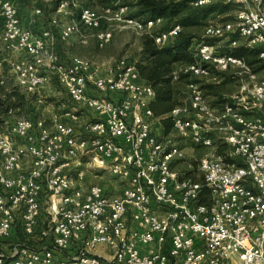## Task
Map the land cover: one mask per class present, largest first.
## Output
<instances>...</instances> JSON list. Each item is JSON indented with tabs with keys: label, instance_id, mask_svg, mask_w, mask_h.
I'll use <instances>...</instances> for the list:
<instances>
[{
	"label": "built area",
	"instance_id": "built-area-1",
	"mask_svg": "<svg viewBox=\"0 0 264 264\" xmlns=\"http://www.w3.org/2000/svg\"><path fill=\"white\" fill-rule=\"evenodd\" d=\"M17 2L0 0V82L4 50L17 56L8 64L19 86L42 102L54 74L77 108L49 120L7 113L0 130V264H264V106L259 117L247 115L251 105L264 104V79L251 83L252 66L217 43L226 40L234 49L245 39L259 48L264 67L263 0L254 6L249 0L195 1L239 10L233 21L207 25L193 45L194 61L172 72L174 80L187 78L189 98L172 110L169 134L150 108L153 86L134 63L121 59L103 73L81 56L62 60L55 46L58 37L66 41L76 33L87 43L94 32L105 48L113 34L102 27L104 18L154 36L161 46L180 26L157 33L163 18H133L128 6L102 15L73 0L55 15L80 8L78 22L60 25L55 16L58 36L53 29L36 33L22 25ZM232 70L239 92L232 102L212 103L205 84ZM82 108L93 116L79 128ZM174 134L206 150L200 159L193 154L200 179L194 166L175 170L188 158ZM74 162L76 182L69 170ZM84 165L108 169L121 191L87 185ZM204 189L209 204L201 202ZM100 248L109 249L107 257Z\"/></svg>",
	"mask_w": 264,
	"mask_h": 264
},
{
	"label": "trees",
	"instance_id": "trees-1",
	"mask_svg": "<svg viewBox=\"0 0 264 264\" xmlns=\"http://www.w3.org/2000/svg\"><path fill=\"white\" fill-rule=\"evenodd\" d=\"M65 1L72 3L73 0L55 1L54 12ZM195 1L197 0H136L132 4L135 11L130 16L133 18L140 20L164 19V23L159 26L157 33L166 32L177 25L181 28L178 36L172 42L163 46L156 43L154 36L142 35L141 52L134 62L141 79L153 86L155 96L150 103V108L155 117L160 119L164 132L167 134L173 131L174 126V118H172L171 112L177 105L184 102L182 88L187 87L188 82L186 77L174 80L172 72L177 66L194 61L192 48L195 42L202 40V36L199 35L201 28L211 24V21L217 16L227 14L232 6L224 2H216L207 6H195ZM77 13H74V18L79 19L80 8L77 9ZM208 42L213 44L217 40L212 39ZM231 53L236 57L243 58L251 66L260 62V51L257 48L236 47ZM7 87L5 83L0 82L1 128L9 110L13 109L18 112L17 115L23 116L20 114H25L28 106V99L24 93L17 88L7 89ZM218 87L213 83L205 84L206 94L208 95L210 92L213 94V103L232 102V100L223 99L218 94L220 90ZM225 149L226 147H221L219 153H223ZM196 169L197 166H195L194 171ZM201 202L205 204L211 202L208 189L203 190Z\"/></svg>",
	"mask_w": 264,
	"mask_h": 264
},
{
	"label": "rangeland",
	"instance_id": "rangeland-1",
	"mask_svg": "<svg viewBox=\"0 0 264 264\" xmlns=\"http://www.w3.org/2000/svg\"><path fill=\"white\" fill-rule=\"evenodd\" d=\"M32 8L31 11H34L35 14L32 16L43 18L46 22H50L52 20V17L57 16L58 20L60 21V25L65 24L68 22V17L71 16V14H67L66 10H63L59 14H54V6L55 1L58 0H32ZM77 1V0H76ZM136 0H78L79 7H90L98 12H100L102 15H105L106 8H117L120 6H128V9L126 10L127 15H131L134 13L135 8L133 7V3ZM40 9L41 12L37 13L36 10ZM79 9V8H78ZM68 10V9H67ZM239 10L237 5H232L230 11L222 16H217L214 18L211 23H220L226 22V21H233L234 17ZM75 13H77V8L74 9ZM24 13V12H23ZM78 14V13H77ZM20 16V15H19ZM43 16V17H42ZM78 18H75V21L78 22ZM52 26V25H51ZM103 28L110 29L112 31L113 37L111 42H109L105 48H100L98 46V42L95 37L92 36V34L89 32V38L87 43H83L81 41L80 34H76L77 37L71 38L66 41H60L59 45L60 47H63L64 50L68 44V46H72V43H74V50L77 56H81L83 58H86L90 60L94 65L99 66L101 71H105L107 68L116 67V64L121 61V59H126L132 63H134L141 52V35L135 32V30L131 27L124 28L123 24H120L118 22L110 21L108 18L103 19ZM206 26H203L201 30L199 31V35L203 36L204 29ZM40 33V32H36ZM88 35V32H85ZM84 33V34H85ZM75 40V41H73ZM198 42H195V45ZM3 57L7 60L5 62V67L3 70V79L5 80V84L7 89L10 88H17L22 93H24L27 96L28 99V106L25 110V114H20L23 116H30V117H36V118H45L48 119L51 116L54 115L62 116L65 115L68 110H72L74 108H77V105L71 100L69 97L67 91L65 90L64 86L60 84V82L57 80L56 76L52 74V80L53 82L47 84V86L43 87L42 89V95L43 99L42 102L39 101L38 96L33 93V91L27 90L25 88H22L19 86L18 81L15 77V75L12 72V69L10 65L8 64L9 60L16 59L17 56H13L12 54L1 50ZM65 52L61 53L63 58L68 59L73 54ZM6 89V90H7ZM238 84L234 82H230L225 87L224 92H232L238 91ZM211 98H214L212 93L210 92L208 94ZM189 98V90L187 87L182 88V99L183 101L187 100ZM264 104H253L251 105V109L254 110V112H251L250 117H259L261 115V110L263 109ZM80 113L83 116V121L79 123V128H81L84 124V122H87L92 119V114L85 110L84 108L79 110ZM6 118V116H5ZM77 127V124H76ZM1 128V127H0ZM2 129V128H1ZM174 138H176L177 141L186 149L187 153V160L176 164L174 167L177 172H188L189 169H191L190 166H197L196 160L193 158V154L196 155L197 159H200L199 157L202 156L206 150L199 149V150H192V142L189 138L180 137L177 134L173 135ZM226 150V149H225ZM83 169L86 171V184H99L103 186L108 192L112 193H119L121 190V182L116 179L114 176L111 175L110 171L105 168H96V167H90L88 165L82 166ZM77 169V162H74L72 167L69 169L72 176L73 181H77L75 178L74 171ZM195 176L197 179H200L198 171H195ZM0 245H3L0 242Z\"/></svg>",
	"mask_w": 264,
	"mask_h": 264
},
{
	"label": "crops",
	"instance_id": "crops-1",
	"mask_svg": "<svg viewBox=\"0 0 264 264\" xmlns=\"http://www.w3.org/2000/svg\"><path fill=\"white\" fill-rule=\"evenodd\" d=\"M249 2L252 4V6L256 5L255 4L256 3V0H249ZM32 3H33L32 0H18V2H17L18 9H19V12H20L19 15H20V19H21L22 25L24 27L31 28L32 30H35V32H40V33H42L43 31H45L47 29H53V30H55V33L58 36L59 30H58V28H55V27H52L51 26L52 25V21L46 22L43 18H39V15H38V17L32 16L33 13L35 14V12L34 11H31V9H30V8H32V6H31ZM262 8L264 10V0H263V3H262ZM74 9L73 8L72 9H69V12L67 14L70 13L71 16L68 17V22H66L65 24L76 22L75 21V18H74V13H75ZM36 12H37V10H36ZM54 14H55V12H54ZM53 18L54 17H52V19ZM234 19H235V17H234ZM216 23H218V22H216ZM76 34H74L71 38L77 37ZM60 41H63V40H61L58 37V40H57V43H56V46H55V49H56V51H57V53L59 54L60 57L62 56L61 53L65 52L66 50L68 51L67 53L73 54L71 56V58L73 56H77L76 54L74 55V53H75V50H74L75 48L73 47L74 46V43H72V46H68V44H67V46H66V48L64 50V48L63 47H60V45H59ZM73 41H75V40H73ZM172 41H168L167 44L170 43V42H172ZM217 43L219 45V49H220L221 52H225V51H228V50H231V51L233 50V49H228V45L230 44V42H228L226 40L218 41ZM223 45H225V47H223ZM242 46L248 47L247 46V41L245 39H243V38L239 40V46L238 47H242ZM257 49H259V48H257ZM71 58L69 57L68 59H65V58L61 57V59L62 60H65V61L71 60ZM109 68H107V69L104 68L105 71H103V73H108ZM252 68H253V71H254V73L256 75V78H255V80L253 82L249 78H248V80H250L251 83L263 81V79H264V67H263L261 61L259 63L255 64V65H253ZM257 68H260V69L257 70ZM233 71L234 70L229 71V72H221L219 74V77H220L219 78V82H217V83L216 82H211L214 85L219 86L218 88H220V90H219V93L218 94L220 96H222L223 99H229L233 94L239 92V90L241 88V82L234 76ZM231 81L234 82V83H236V85L238 84V88H239L238 91H234V93H232V92H229V93L224 92L225 91L224 90L225 87ZM51 82H53V80ZM51 82H49V83H51ZM49 83H48V85H49ZM208 97L212 101L213 98H211L210 96H208ZM212 103H213V101H212ZM51 117L48 118L47 120L51 119ZM192 147H193L192 148L193 151L196 150V149L197 150L202 149V148L197 147V146H194V145ZM185 151H186V149H185ZM16 236H20L22 238V234L20 232H18V231L16 232ZM16 236H15V238H16ZM99 253L101 255L107 257L108 254H109V249L100 248Z\"/></svg>",
	"mask_w": 264,
	"mask_h": 264
}]
</instances>
